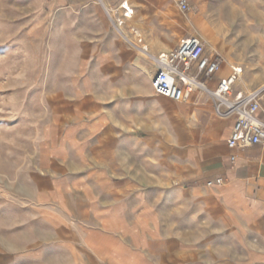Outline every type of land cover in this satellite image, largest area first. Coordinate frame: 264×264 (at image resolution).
<instances>
[{"label": "crops", "instance_id": "obj_1", "mask_svg": "<svg viewBox=\"0 0 264 264\" xmlns=\"http://www.w3.org/2000/svg\"><path fill=\"white\" fill-rule=\"evenodd\" d=\"M188 1L199 23L213 13L231 40L247 46L257 36L245 6ZM100 47L117 54L93 57L70 102L72 122L60 137L55 124L41 127L36 165L18 192L1 195L0 264H264V141L228 149L234 120L216 115L202 92L191 132L186 109L172 123L179 136L141 141L137 133L155 122L159 102L145 62L128 48ZM216 178L223 182L207 185Z\"/></svg>", "mask_w": 264, "mask_h": 264}, {"label": "rangeland", "instance_id": "obj_2", "mask_svg": "<svg viewBox=\"0 0 264 264\" xmlns=\"http://www.w3.org/2000/svg\"><path fill=\"white\" fill-rule=\"evenodd\" d=\"M155 1L129 0L134 14L121 30L130 41L137 46L146 45L149 53L157 55L176 47L182 37H200L206 54L219 55L222 64L243 67L235 88L257 94L258 113L264 120V0H222L235 11L243 5L253 12L250 30L257 36L248 40L247 46L244 39L238 40L241 37L234 36L236 39L231 40L226 36L213 13L203 25L198 22L195 5L190 4L191 11L182 13L176 7V0L162 4ZM120 2L0 0V205L6 189L18 192L22 179H26L28 171L36 165L41 127L55 124L60 137L72 122L70 102L74 103V97L83 90L85 84L80 81L91 74L93 57L99 53L117 54L100 51V46L110 43L130 49L132 56L143 59L145 72L152 77L157 65L124 41L107 15L106 11L116 17L120 13ZM229 11L224 9V16ZM255 16L259 17V22ZM131 27L140 34V43L130 31ZM162 41H167L168 46L154 51L153 46ZM239 42L243 43L240 50H234ZM198 93L185 102L156 95L159 101L156 120L150 125L142 124L137 133L141 141L164 143L170 136H179L182 128L172 123L184 118L186 109L189 127L186 125L184 132H191L198 123L194 102ZM206 97L211 101L210 96ZM3 218L4 213L0 212V220Z\"/></svg>", "mask_w": 264, "mask_h": 264}, {"label": "built area", "instance_id": "obj_3", "mask_svg": "<svg viewBox=\"0 0 264 264\" xmlns=\"http://www.w3.org/2000/svg\"><path fill=\"white\" fill-rule=\"evenodd\" d=\"M176 7L182 13L191 11L188 0H177ZM120 13L107 15L111 24L120 36L134 49L147 52V46H137L132 43L121 28L132 18L133 9L129 0H122L118 6ZM132 34L142 41L140 34L133 27ZM152 61L157 64L150 79L151 88L155 95L168 98L175 102H185L191 99L195 92H202L211 97L214 112L222 118L232 117L234 122L226 146L230 150L249 147L264 141V120L258 117L260 106L256 93H246L234 90L236 82L242 74V67L230 65L229 74L221 77L214 87L208 85L212 77L221 69L222 58L205 53L204 43L196 35L182 37L176 47L162 51L157 55L148 53ZM233 161L234 155L230 156ZM222 178L207 181V185L221 184Z\"/></svg>", "mask_w": 264, "mask_h": 264}, {"label": "bare ground", "instance_id": "obj_4", "mask_svg": "<svg viewBox=\"0 0 264 264\" xmlns=\"http://www.w3.org/2000/svg\"><path fill=\"white\" fill-rule=\"evenodd\" d=\"M105 10H106V9H105ZM148 50H149V49L147 48V52H143V51H140V50L137 49V51L140 52L142 55L149 57V54H148L149 51H148ZM149 58H150V57H149ZM158 64H159V63L157 62V64H156L157 67L159 66ZM137 65H140V64L137 62ZM143 69H144V68H143ZM149 72H150V70H149ZM149 72H148V73H149ZM151 72H152V71H151ZM151 72H150L149 74H151Z\"/></svg>", "mask_w": 264, "mask_h": 264}]
</instances>
